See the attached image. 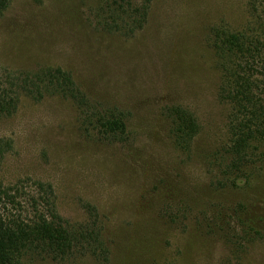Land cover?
I'll list each match as a JSON object with an SVG mask.
<instances>
[{"label":"rangeland","instance_id":"374dc122","mask_svg":"<svg viewBox=\"0 0 264 264\" xmlns=\"http://www.w3.org/2000/svg\"><path fill=\"white\" fill-rule=\"evenodd\" d=\"M92 2L11 0L0 15V215L32 216L43 181L67 220L98 208L119 261L137 252L163 264H224L233 249L209 216L247 205L264 230V171L253 187H235L212 159L229 140L231 108L210 35L216 25L246 29L264 16L263 0L256 10L251 0H153L132 36L94 27ZM45 66L72 71L93 103L127 110L133 143L86 129L71 100L30 92L24 80ZM173 103L201 125L190 156L168 131ZM247 246L244 262L264 264V238Z\"/></svg>","mask_w":264,"mask_h":264},{"label":"trees","instance_id":"16d2710c","mask_svg":"<svg viewBox=\"0 0 264 264\" xmlns=\"http://www.w3.org/2000/svg\"><path fill=\"white\" fill-rule=\"evenodd\" d=\"M10 3L11 0H0V15ZM251 4L256 10V0H251ZM152 5L153 0H93L87 15L97 29L132 36L146 26ZM210 43L222 74L219 93L231 108L229 140L223 154H214L212 159L235 187L250 188L264 171V16H257L244 30L216 25L211 30ZM25 81L30 92L71 100L86 129L110 141L133 143L127 110L93 103L72 71L45 66L28 74ZM166 115L172 143L190 156L201 130L198 117L181 103L169 104ZM38 185L43 196L35 199L32 216L0 215V264H34L39 257L59 264H163L158 259L134 258L137 252L130 255H134L132 258L127 255L125 262L119 261L95 205L86 204L89 213L86 220L72 222L59 212L53 184L42 181ZM40 201L46 210L37 206ZM248 208L243 205L226 214L220 211L209 216L210 226L216 228L212 222L218 224L233 249L224 256V264H246L242 252L255 239L264 238V230L258 228L257 222L263 218L249 215ZM165 213L171 214L167 207Z\"/></svg>","mask_w":264,"mask_h":264}]
</instances>
